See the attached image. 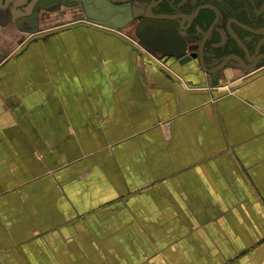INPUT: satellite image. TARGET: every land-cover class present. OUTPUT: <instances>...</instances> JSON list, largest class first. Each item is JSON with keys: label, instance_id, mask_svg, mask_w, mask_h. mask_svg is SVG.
I'll return each instance as SVG.
<instances>
[{"label": "crops", "instance_id": "crops-1", "mask_svg": "<svg viewBox=\"0 0 264 264\" xmlns=\"http://www.w3.org/2000/svg\"><path fill=\"white\" fill-rule=\"evenodd\" d=\"M137 38L0 19V264H264V74Z\"/></svg>", "mask_w": 264, "mask_h": 264}, {"label": "flooded vegetation", "instance_id": "flooded-vegetation-1", "mask_svg": "<svg viewBox=\"0 0 264 264\" xmlns=\"http://www.w3.org/2000/svg\"><path fill=\"white\" fill-rule=\"evenodd\" d=\"M47 9L71 21H98L125 39L142 33L148 39L140 45L156 57L182 55L178 65L213 82L226 72H234L228 79L264 74V0H0V19L33 31Z\"/></svg>", "mask_w": 264, "mask_h": 264}, {"label": "water", "instance_id": "water-1", "mask_svg": "<svg viewBox=\"0 0 264 264\" xmlns=\"http://www.w3.org/2000/svg\"><path fill=\"white\" fill-rule=\"evenodd\" d=\"M182 55H180V56H176V57H178V59H180V57H181ZM181 65H185V63H180Z\"/></svg>", "mask_w": 264, "mask_h": 264}]
</instances>
